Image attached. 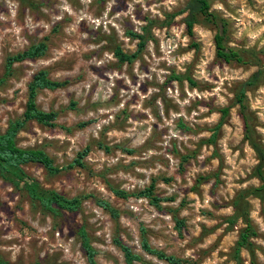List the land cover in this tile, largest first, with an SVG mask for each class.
<instances>
[{"label":"rangeland","instance_id":"374dc122","mask_svg":"<svg viewBox=\"0 0 264 264\" xmlns=\"http://www.w3.org/2000/svg\"><path fill=\"white\" fill-rule=\"evenodd\" d=\"M186 1L0 0V76L7 55L39 41L46 46L13 63L0 84V132L20 117L37 70L65 81L35 95L39 109L56 112L53 125L29 120L15 141L61 167L50 173L27 163V179L84 196L76 211L53 212L30 199L22 182L0 176V255L9 263L87 264L77 236L83 226L96 264H124L114 235L139 256L135 264H167L141 249V230L177 264H264V193L253 191L257 159L244 137L248 122L264 151V0H207L226 22L224 43L239 62L215 56L216 27L205 17L197 16L187 34ZM136 35L145 39L142 48L120 61L115 50L135 52ZM257 70L241 112L236 96ZM85 146L82 164L66 167ZM150 183L157 205L135 194ZM246 219L254 234L237 263L233 248Z\"/></svg>","mask_w":264,"mask_h":264},{"label":"trees","instance_id":"16d2710c","mask_svg":"<svg viewBox=\"0 0 264 264\" xmlns=\"http://www.w3.org/2000/svg\"><path fill=\"white\" fill-rule=\"evenodd\" d=\"M184 10L186 11L184 16V24L188 35L192 33V26L196 21V17L199 15L203 16L213 24H215L216 27L213 34L215 56L225 62L231 60H234L236 62L241 61V57L239 56L238 52L235 49L228 47L224 43L226 22L222 19H218L216 15L209 10V4L207 0H187L184 6ZM136 36L139 40L135 52L131 54H125L118 49L115 50V53L120 61L129 62L142 48L145 39L141 35ZM45 48V43L43 41H39L35 44L29 45L22 51L7 55L3 63V73L0 76V84H2L5 78L11 74V66L13 63L22 61L26 58L38 57L43 54ZM258 73L259 70L254 72L241 85V88L236 96V100L241 112L243 110L242 97L244 87L246 85L254 84ZM172 76L176 79L181 78V76L177 75ZM64 83L65 81H56L48 78L45 69L37 70L27 82L26 100L20 117L8 122L6 128L2 132H0V176L3 179L14 184L22 182V189L30 199L37 201L43 208L49 209L53 212H58L60 210L76 211L80 206L81 198L84 196L66 197L63 194L58 193L52 189L42 188L33 179H27L22 168V166L27 163H37L50 173L59 171L61 167L54 165L50 157L43 150L39 148L21 147L17 145L15 141V135L16 132L29 120H34L44 125H53V120L56 118V112L44 111L39 109L35 104V95L40 89H53ZM221 113L222 117L226 113V108H222ZM242 117L243 119H245V115H242ZM219 125L220 121H218L214 126V131L212 132L210 139L213 138ZM244 137L256 154L257 162L253 166L252 173L255 177H257L260 184L258 187L254 188L253 191L255 192V195L260 198L264 193V151L252 140L248 122H244ZM103 148L107 149V147L105 146ZM87 150L88 148L87 146H85L82 151L79 152L77 156L72 159L69 164L66 165V167H69L73 164L81 165L82 163L80 159L87 152ZM113 192L122 197L127 195L125 191L120 189H113ZM135 194L146 197L148 201L154 205H157L158 201L160 200L153 194V184L151 183ZM95 202L97 205L105 209L113 218L118 215L117 210L112 207L107 201L102 199H95ZM236 202H238V200ZM236 202L234 203L235 205ZM241 212L244 211L241 210ZM244 223L245 225L239 231L233 248V258L237 263L240 261L239 250L241 248H246L250 252V242L247 239L250 235L254 234V231L247 219ZM77 236L84 252L86 263L96 264L94 260V249L89 243L88 235L83 226L78 227ZM112 242L121 251L124 264H135V261L139 259V256L134 253L129 246L123 243L118 235L113 236ZM140 247L145 253L154 254L156 257L164 260L167 264H177L178 262V259H176L173 255L166 254L151 247L143 236L142 230L140 233ZM0 264L11 263H9L0 255Z\"/></svg>","mask_w":264,"mask_h":264}]
</instances>
